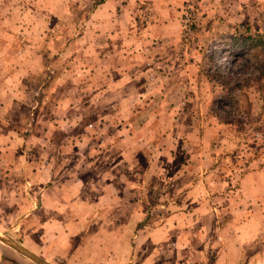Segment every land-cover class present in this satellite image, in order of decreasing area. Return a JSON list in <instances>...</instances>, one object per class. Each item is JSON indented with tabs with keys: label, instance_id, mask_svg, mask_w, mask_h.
Segmentation results:
<instances>
[{
	"label": "rangeland",
	"instance_id": "374dc122",
	"mask_svg": "<svg viewBox=\"0 0 264 264\" xmlns=\"http://www.w3.org/2000/svg\"><path fill=\"white\" fill-rule=\"evenodd\" d=\"M105 2L0 0V146L10 143L8 129L17 144L23 127L24 135L36 128L40 136L30 147L43 145L50 115L66 136L87 138L84 126L122 134L114 144L128 147L125 160L132 161L133 185L125 192L132 258L264 264V47L257 40L264 0H168L159 8L153 0H121L100 15ZM115 70L131 71L128 80L141 74L130 88L115 82L111 89ZM7 165H0V264H105L106 250H96L102 242L125 251L127 212L107 216L110 201L99 213L64 204L68 226L84 213V222L93 219L91 232L84 226L62 240L46 238V207L38 202L33 216L15 218L8 195L22 179ZM160 224L184 229L160 244L161 255L156 244L135 248L138 229Z\"/></svg>",
	"mask_w": 264,
	"mask_h": 264
},
{
	"label": "crops",
	"instance_id": "0c3cea01",
	"mask_svg": "<svg viewBox=\"0 0 264 264\" xmlns=\"http://www.w3.org/2000/svg\"><path fill=\"white\" fill-rule=\"evenodd\" d=\"M166 1L168 0H153V3L156 8H159V3L163 6ZM120 2L121 0H106L105 3L100 5L98 10L99 14L104 15L101 12L102 8L103 11L107 10V12L110 9H117ZM170 3L176 5L177 2L171 1ZM168 7H170V5ZM105 17L109 18L111 15H105ZM161 21L162 20H160V24L164 23ZM115 73L119 74V77L115 80L107 81V87L111 89L113 86L130 88L131 81L138 79V75L141 74V71H134L132 80H128L127 77L128 74H131V71L117 72L115 70ZM115 82L123 83V85L113 84L112 86V83ZM114 103L118 104V101ZM51 116L52 115L46 117V119L50 118V120H48L50 126L46 125V129L44 128L43 130L46 135L42 139L43 145L38 144L34 148L30 147L29 141L32 140V138L40 137L39 135H33L36 128L32 130L30 135H24L23 127L21 130L22 133L20 134L22 138L18 137L17 144H13L14 140L8 129L7 133L9 139L7 143L8 141L10 143L5 146H0V165L8 164L7 166H10L11 164L14 166L13 171H17V173H19L18 178L22 180L16 184V186L19 187L18 191L8 195V200L12 203L7 207L11 209L15 208L16 212L19 211L14 216L17 219L27 217V214L28 217L33 216L32 209H35L33 206L35 202H38L39 205L41 204L38 206L40 209L46 207V228H44V231L46 229V238H48L49 235V239L53 238L54 241H56L62 240L60 234L64 238H67V236L72 238V235H77L79 228H83L84 226H86V229L89 228L91 232L92 228H90L91 225L89 226V223L93 218L84 222V215L88 212L99 213L101 204H103L104 201H110V208L106 209L107 216L109 212L114 209L127 212L122 218L124 221L126 217V223L122 226V231L126 235V237L125 235L122 237L126 242L124 244L125 251L121 253L112 252L114 245H110L108 242H102V246H96V250H106L100 253L101 260H103L105 264L115 263L116 259L118 260V264H147L148 258L143 257V260V258L136 259V257L132 258L131 256V201L125 200V198H127L125 197V192L126 189L129 190L131 185H133L131 181L132 161L131 157L128 161L125 160V155L130 156L128 147L118 151V147L114 144L117 139L123 138L122 134H120V136H115L109 131L100 132V130H102L101 128L95 127L91 130L92 127L88 128L84 126V130L87 131V138H91V143L87 142L85 144L84 141H86L87 138H84L83 133H80L78 136H72L71 133H68L66 136L63 134V129H60L59 126L52 123L53 118ZM110 116H115V114H110L108 117ZM100 117H102V115H100ZM97 125L98 123L96 126ZM4 136L5 134L2 127L0 128V141H2ZM12 145L14 146L13 149ZM119 154L122 157H119L118 160L117 155ZM19 157H21V159L17 160ZM103 157L108 160H104ZM136 163L137 161H135V164ZM2 168H4V166L0 169V177H2ZM102 172H105V176H101ZM121 178L122 180L119 181ZM0 185H3L2 182H0ZM106 185L111 186V189H107ZM127 193H129V191H127ZM182 199L185 201L187 199V194H183L180 197V200ZM64 204H67L68 207L73 209L79 208L86 210V213L82 214L79 224L71 221L70 227L68 226V222L66 223V221L63 220L61 217L63 211L61 209L64 208ZM9 213L10 212L6 211V215ZM179 214H184V212ZM24 219L22 222L18 223L16 227L18 230L25 227L26 224L23 223ZM160 225H164L165 228H160ZM160 225L138 229L137 233L133 236V240L135 238V248L143 249L147 244L150 247H154L155 245L153 244H156L154 247L156 249V254L161 255L165 246L160 244L166 243L168 239L176 233L179 235L184 229L177 228L178 225L176 228H166L165 224ZM115 229V226H112L110 231L114 233ZM135 230H137V228H135ZM89 231L87 233H89ZM197 234L198 232L194 235L196 236ZM32 235H34V233H32ZM87 239H90V236H87ZM3 241L16 248L18 251L23 250V252L29 256L33 254L28 248H26L27 250L20 249L18 246L8 243V240ZM97 243L99 244V242H96V245ZM237 244L238 242L235 243L236 247ZM87 247H92V243L87 244ZM65 249H67V247ZM158 251H160V253Z\"/></svg>",
	"mask_w": 264,
	"mask_h": 264
},
{
	"label": "trees",
	"instance_id": "16d2710c",
	"mask_svg": "<svg viewBox=\"0 0 264 264\" xmlns=\"http://www.w3.org/2000/svg\"><path fill=\"white\" fill-rule=\"evenodd\" d=\"M258 42L262 44V47H264V33L260 34V36L257 38ZM248 41H251V37L249 36ZM260 72H264V63L260 67Z\"/></svg>",
	"mask_w": 264,
	"mask_h": 264
},
{
	"label": "water",
	"instance_id": "95a60500",
	"mask_svg": "<svg viewBox=\"0 0 264 264\" xmlns=\"http://www.w3.org/2000/svg\"><path fill=\"white\" fill-rule=\"evenodd\" d=\"M32 256V255H31Z\"/></svg>",
	"mask_w": 264,
	"mask_h": 264
}]
</instances>
